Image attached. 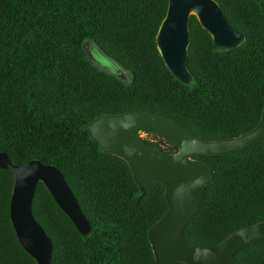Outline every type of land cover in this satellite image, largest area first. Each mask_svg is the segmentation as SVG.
Masks as SVG:
<instances>
[{
	"label": "trees",
	"instance_id": "obj_1",
	"mask_svg": "<svg viewBox=\"0 0 264 264\" xmlns=\"http://www.w3.org/2000/svg\"><path fill=\"white\" fill-rule=\"evenodd\" d=\"M240 46L214 50L189 17V85L165 66L156 34L168 0H0V152L15 165L56 167L91 226L81 236L38 183L32 212L52 243L49 264H155L149 228L166 212L164 187L141 189L127 163L103 152L86 128L104 115L147 111L193 137L241 136L264 109V0H215ZM91 42L119 64L128 81L85 56ZM161 139V138H159ZM168 154L174 145L143 139ZM214 173L183 238L202 247L264 222V141L234 152L192 156ZM14 178L0 170V264H36L21 248L9 218ZM236 264H264V241L239 250ZM183 264V263H177Z\"/></svg>",
	"mask_w": 264,
	"mask_h": 264
},
{
	"label": "water",
	"instance_id": "obj_2",
	"mask_svg": "<svg viewBox=\"0 0 264 264\" xmlns=\"http://www.w3.org/2000/svg\"><path fill=\"white\" fill-rule=\"evenodd\" d=\"M191 15L210 35L214 50L228 51L244 40V34L230 25L215 0H168L166 15L156 34V46L167 69L184 85L192 82L187 68ZM90 44L85 43L83 50ZM97 50L112 66L105 73L126 82V71L98 47ZM89 61L94 64L90 55ZM86 130L103 152L127 163L141 189L153 183L163 185L167 210L148 230L155 264H236L233 257L239 250L264 241V222L239 229L212 247H202L183 238L204 188L214 178L207 165L191 157L222 155L263 142L264 109L254 129L220 141L197 139L174 121L147 111L104 115L92 121ZM141 131L174 145L177 152L168 154L150 148L140 137ZM0 170H10L13 174L10 222L19 245L36 264H49L52 256V243L32 212L38 183L46 188L81 236L90 234L91 226L59 169L36 160L15 165L5 152H0Z\"/></svg>",
	"mask_w": 264,
	"mask_h": 264
},
{
	"label": "rangeland",
	"instance_id": "obj_3",
	"mask_svg": "<svg viewBox=\"0 0 264 264\" xmlns=\"http://www.w3.org/2000/svg\"><path fill=\"white\" fill-rule=\"evenodd\" d=\"M91 48L93 49L91 50ZM85 50L84 52H86V58L89 60V55H90L91 59L94 62L93 65L95 67H97L98 69L104 72L112 68L110 62L95 47H91V45H87ZM128 78L129 76H127L124 80L128 81ZM139 135L142 139H145L149 142L158 143L159 145H161L163 149H165L168 146V144L165 141L159 139V137L157 136H153L151 134H145L143 133V131H141Z\"/></svg>",
	"mask_w": 264,
	"mask_h": 264
},
{
	"label": "flooded vegetation",
	"instance_id": "obj_4",
	"mask_svg": "<svg viewBox=\"0 0 264 264\" xmlns=\"http://www.w3.org/2000/svg\"><path fill=\"white\" fill-rule=\"evenodd\" d=\"M91 45V47H95L96 49H97V46H95V45H93V44H90ZM93 48H91V50H92ZM143 133H145V134H148V133H146V132H144L143 131Z\"/></svg>",
	"mask_w": 264,
	"mask_h": 264
}]
</instances>
